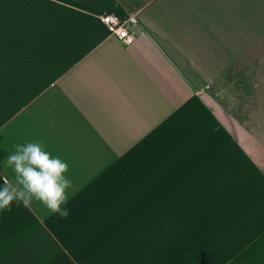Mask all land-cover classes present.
I'll return each mask as SVG.
<instances>
[{
    "label": "crops",
    "instance_id": "crops-1",
    "mask_svg": "<svg viewBox=\"0 0 264 264\" xmlns=\"http://www.w3.org/2000/svg\"><path fill=\"white\" fill-rule=\"evenodd\" d=\"M28 142L69 215L0 211V264H264V0H0V185Z\"/></svg>",
    "mask_w": 264,
    "mask_h": 264
},
{
    "label": "clouds",
    "instance_id": "clouds-1",
    "mask_svg": "<svg viewBox=\"0 0 264 264\" xmlns=\"http://www.w3.org/2000/svg\"><path fill=\"white\" fill-rule=\"evenodd\" d=\"M7 165L13 169L14 177L2 179L0 211H11L13 202L30 207L37 201L60 218L69 215V210L61 207L72 188V180L66 176V161L46 151L42 142H28L16 145V151L7 157Z\"/></svg>",
    "mask_w": 264,
    "mask_h": 264
},
{
    "label": "built area",
    "instance_id": "built-area-1",
    "mask_svg": "<svg viewBox=\"0 0 264 264\" xmlns=\"http://www.w3.org/2000/svg\"><path fill=\"white\" fill-rule=\"evenodd\" d=\"M99 22L104 31L120 43L129 44L132 42L134 35L126 27V20L124 18H121L112 12H104L100 16Z\"/></svg>",
    "mask_w": 264,
    "mask_h": 264
}]
</instances>
